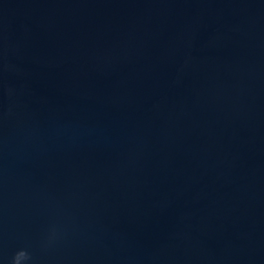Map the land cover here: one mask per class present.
Returning a JSON list of instances; mask_svg holds the SVG:
<instances>
[{
  "label": "water",
  "instance_id": "water-1",
  "mask_svg": "<svg viewBox=\"0 0 264 264\" xmlns=\"http://www.w3.org/2000/svg\"><path fill=\"white\" fill-rule=\"evenodd\" d=\"M264 264V0H0V264Z\"/></svg>",
  "mask_w": 264,
  "mask_h": 264
},
{
  "label": "clouds",
  "instance_id": "clouds-1",
  "mask_svg": "<svg viewBox=\"0 0 264 264\" xmlns=\"http://www.w3.org/2000/svg\"><path fill=\"white\" fill-rule=\"evenodd\" d=\"M14 264H17V256L15 257Z\"/></svg>",
  "mask_w": 264,
  "mask_h": 264
}]
</instances>
